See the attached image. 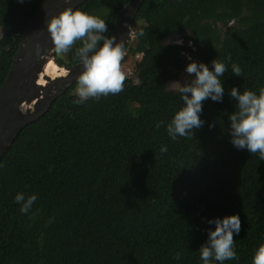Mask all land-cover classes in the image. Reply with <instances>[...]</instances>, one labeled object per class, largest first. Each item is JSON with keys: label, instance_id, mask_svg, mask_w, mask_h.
<instances>
[{"label": "trees", "instance_id": "1", "mask_svg": "<svg viewBox=\"0 0 264 264\" xmlns=\"http://www.w3.org/2000/svg\"><path fill=\"white\" fill-rule=\"evenodd\" d=\"M43 1L0 0V92ZM129 1L89 0L77 10L101 11L103 35L114 37ZM134 27L125 51L132 59L143 54L134 68L139 85L126 76L118 94L74 105L75 84L3 158L0 264H202L198 250L214 229L206 220L231 215L241 221L233 236L239 260L224 264H251L264 243V161L230 143L236 102L227 91L221 103L204 101L205 123L187 138L173 141L155 126L183 106L163 83L191 79L188 57L210 70L224 60L226 90L264 87V0H146ZM185 33L191 45L165 44ZM79 46L57 53L58 65H77ZM21 191L38 196L27 215L14 202Z\"/></svg>", "mask_w": 264, "mask_h": 264}, {"label": "clouds", "instance_id": "2", "mask_svg": "<svg viewBox=\"0 0 264 264\" xmlns=\"http://www.w3.org/2000/svg\"><path fill=\"white\" fill-rule=\"evenodd\" d=\"M19 2L23 3L24 0ZM47 30L56 53L67 54L77 41L81 42V46L74 51L75 61L82 70L76 78V98L72 100V104L83 105L89 99L99 100L102 96L115 95L123 90L125 74L121 62L124 58V43H117L113 36L103 35L108 29L102 18L66 8L49 20ZM174 43L182 45L183 41L177 40ZM188 59L190 62L184 71L191 77L190 81L184 84L179 81L170 84L178 91L183 106L175 112L169 122L158 121L155 126L164 127L173 141L178 137L187 138L205 123L201 119L204 101L210 98L221 103L227 91L236 102L235 110L228 115L230 143L237 150L246 149L250 154L258 153L264 161V87L258 93L252 90L241 91V88L236 86L226 90L221 79L228 70L224 60H213L210 70L208 65L191 60V57ZM226 59L230 60V57ZM231 71L237 77L242 75L238 64H232ZM213 126L209 125L210 128ZM160 151L167 152V147L162 145ZM37 199V194L21 191L16 193L14 202L19 205L20 213L27 215ZM206 223L214 225V229L210 227L206 230L207 239L198 250L202 264H213V261L217 264L238 261L233 236L240 232L239 215L207 219ZM175 259H181L179 253ZM251 264H264V243L255 249Z\"/></svg>", "mask_w": 264, "mask_h": 264}, {"label": "water", "instance_id": "3", "mask_svg": "<svg viewBox=\"0 0 264 264\" xmlns=\"http://www.w3.org/2000/svg\"><path fill=\"white\" fill-rule=\"evenodd\" d=\"M87 1L44 0L25 29L0 92V164L22 131L45 116L52 105L76 84L82 70L78 64L60 66L65 71L62 76L52 78L44 75L51 62L58 65L47 24L66 8L77 10ZM145 1L130 0L116 20L114 37L117 43H124V51L130 42L136 16ZM92 15L101 18L102 12Z\"/></svg>", "mask_w": 264, "mask_h": 264}, {"label": "rangeland", "instance_id": "4", "mask_svg": "<svg viewBox=\"0 0 264 264\" xmlns=\"http://www.w3.org/2000/svg\"><path fill=\"white\" fill-rule=\"evenodd\" d=\"M28 1H30V0H28ZM101 18L103 19L104 16L103 17L101 16ZM226 31H227V29L223 28L222 33L226 32ZM2 36H3V31L0 29V39H1ZM189 36L190 35L188 33H185V34H182V35H179V36H175V37H173L171 39H168L166 41V42H170V43H166L165 42V44H175L174 42L177 41V40H182L183 43L189 44L190 42L187 40V37H189ZM135 39H136V28L133 25V33H132V36H131V39H130V42L128 43V45L133 43L135 41ZM128 45H127V47H128ZM125 52L126 51H124V55H127V52L126 53ZM62 57L65 58L64 55ZM56 59H58V58H56ZM124 60H126V61L124 62ZM122 62H121V65H124V67L122 68V71H126L127 73H130V72L134 71L133 70L134 61H133V59L131 57L127 58V56H125V58L122 60ZM132 77L134 79L135 84L139 85V82L137 80V77H136L135 73L133 74ZM189 80H190V78L186 77L185 75H180L178 81L181 84H184V83H187ZM173 82H177V81H173ZM171 83L172 82H164L163 83V87H164V89H165V91L167 93L168 98L171 99V100H175L179 96V93L174 87H172L170 85ZM73 94H75V91L73 92Z\"/></svg>", "mask_w": 264, "mask_h": 264}, {"label": "bare ground", "instance_id": "5", "mask_svg": "<svg viewBox=\"0 0 264 264\" xmlns=\"http://www.w3.org/2000/svg\"><path fill=\"white\" fill-rule=\"evenodd\" d=\"M64 74H65V71L60 66L55 65L53 62H51L47 66V68L44 72V75L52 77V78L62 76ZM42 84H44V82H42Z\"/></svg>", "mask_w": 264, "mask_h": 264}, {"label": "built area", "instance_id": "6", "mask_svg": "<svg viewBox=\"0 0 264 264\" xmlns=\"http://www.w3.org/2000/svg\"><path fill=\"white\" fill-rule=\"evenodd\" d=\"M125 56H127V55H124V58H125ZM124 58H123V59H124ZM142 58H143V54H138L137 56L134 57V59H133V61H134L133 70H134V68H135V63L141 61ZM122 63H123V62H122ZM124 64H125V63H124ZM123 67H124V65H121V68H123ZM123 72H124V74H125V77H126V76H127V77H132L133 74H134V71H132V72H130V73H127L126 71H123Z\"/></svg>", "mask_w": 264, "mask_h": 264}]
</instances>
